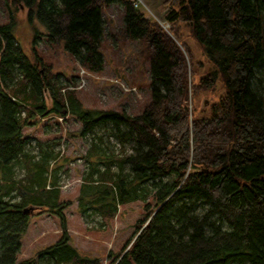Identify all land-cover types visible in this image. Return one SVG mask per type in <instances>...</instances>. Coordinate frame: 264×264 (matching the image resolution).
<instances>
[{"label":"trees","instance_id":"obj_1","mask_svg":"<svg viewBox=\"0 0 264 264\" xmlns=\"http://www.w3.org/2000/svg\"><path fill=\"white\" fill-rule=\"evenodd\" d=\"M14 1L27 8L28 23H40L41 37L96 73L105 64L104 10L122 4L123 28L113 36L147 43L152 99L138 114L86 107L75 91L62 92L63 73L29 57L14 13L0 24V264H104L74 245L63 212L68 203L50 192L59 190L56 171L63 165H51L52 145L38 155L28 148L25 127L50 115L81 123L71 137L91 136L83 185L105 177L121 200L145 201L124 251L108 264H264V84L260 91L262 79L255 81L264 59V0H166L182 45L130 0ZM182 22L211 64L202 74L192 64ZM202 90L217 96L204 116L190 106ZM24 159L27 172L20 177L15 167ZM197 201L203 213L194 212ZM28 206L35 214L60 215L63 233L20 261L34 215L24 211Z\"/></svg>","mask_w":264,"mask_h":264},{"label":"rangeland","instance_id":"obj_2","mask_svg":"<svg viewBox=\"0 0 264 264\" xmlns=\"http://www.w3.org/2000/svg\"><path fill=\"white\" fill-rule=\"evenodd\" d=\"M147 4L164 19L166 17V0H145ZM162 6V10H158ZM158 11V12H157ZM17 16L20 21L19 37L23 42L26 53L31 59L40 56L47 64H50L55 72L63 73L60 81L68 85L62 89L65 94L68 91H75L78 98L89 108H103L126 110L130 114L141 113L143 108L152 99L150 52L147 43L141 40L128 41L121 35L118 39L113 34L123 28L124 8L120 3H114L104 10L105 32L101 49L105 53L104 70L96 73L80 65L76 57L64 50L61 44H51L45 37H41L38 31H43L40 23L27 22V8L22 3L14 0H0V24L9 21L10 15ZM153 22H157L152 20ZM170 21V20H168ZM163 30L168 32L159 22ZM168 32L180 45L173 35V25ZM262 25L264 28V13L262 14ZM183 39L188 44L192 53V64L197 74L211 69V64L203 52L199 41L192 35L190 26L182 22ZM39 36L40 38H36ZM204 62V64H201ZM82 68L89 71L83 75ZM200 75H197L199 78ZM257 88L262 91L264 84V59L259 62L256 68L255 81H259ZM45 97L51 103L48 91ZM217 99L212 92L202 90L195 98L193 104L200 116L209 115L207 107L210 101ZM81 123L73 116L61 117L50 115L40 118L36 124H29L24 129L25 136L29 137V150L40 154L41 147L46 143L52 145L57 159H52L51 165H55L67 157L66 161L60 162L62 167L56 171L58 178V192H50L58 195L60 203H68L63 210L66 216L68 232L76 247L82 252L97 256L104 264H108L124 247L137 227L138 219L145 213V201L141 199L121 200V190L113 189L105 177L84 183L83 176L89 169V163L85 159L90 148L89 137H71L70 133L80 129ZM108 137V136H107ZM107 140L112 143L114 137L109 136ZM32 142L36 146L31 145ZM114 148H117L115 144ZM59 159H61L59 161ZM63 161V160H62ZM26 163H28L26 161ZM25 159L22 164H17L15 171L20 177L27 172ZM29 164V163H28ZM114 169H118L115 164ZM130 173L126 167L123 171ZM54 173L48 182V187H53ZM131 175V174H130ZM129 179H134L131 175ZM134 181V180H133ZM148 183H143V186ZM117 197V198H116ZM124 198V196H123ZM119 200V203H118ZM151 202H153L150 197ZM118 203V206H117ZM205 206L201 201L195 204L194 212L203 213ZM32 216L28 231L23 237L22 249L19 259H32L36 257L37 251L41 248L59 240L63 233L62 218L58 214L49 211Z\"/></svg>","mask_w":264,"mask_h":264},{"label":"built area","instance_id":"obj_3","mask_svg":"<svg viewBox=\"0 0 264 264\" xmlns=\"http://www.w3.org/2000/svg\"><path fill=\"white\" fill-rule=\"evenodd\" d=\"M135 8H137L145 17L159 22L168 32L171 26L170 21L164 19L160 16V13H156L145 0H130ZM158 12V11H157ZM83 75H88L89 71L82 68ZM67 88H64L66 90ZM31 145L36 146L35 142H32Z\"/></svg>","mask_w":264,"mask_h":264},{"label":"water","instance_id":"obj_4","mask_svg":"<svg viewBox=\"0 0 264 264\" xmlns=\"http://www.w3.org/2000/svg\"><path fill=\"white\" fill-rule=\"evenodd\" d=\"M35 209H36V208H35L34 206H28V207H25V208H24V211H25V212H29V211L33 212V211H35Z\"/></svg>","mask_w":264,"mask_h":264},{"label":"crops","instance_id":"obj_5","mask_svg":"<svg viewBox=\"0 0 264 264\" xmlns=\"http://www.w3.org/2000/svg\"><path fill=\"white\" fill-rule=\"evenodd\" d=\"M162 10V6H158V10ZM61 159H59V161H60ZM63 160V161H62ZM60 162H63L64 163V161H66L65 159H62Z\"/></svg>","mask_w":264,"mask_h":264}]
</instances>
